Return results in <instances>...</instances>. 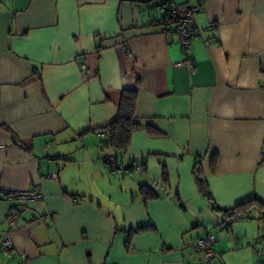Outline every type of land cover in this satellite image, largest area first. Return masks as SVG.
Segmentation results:
<instances>
[{
  "label": "crops",
  "instance_id": "crops-1",
  "mask_svg": "<svg viewBox=\"0 0 264 264\" xmlns=\"http://www.w3.org/2000/svg\"><path fill=\"white\" fill-rule=\"evenodd\" d=\"M171 1L202 5L193 72L150 2L0 0V186L42 193L0 264H202L208 231L210 264L264 261L259 210L227 225L193 171L221 209L264 201V0ZM123 89L137 91V128L115 152L106 126Z\"/></svg>",
  "mask_w": 264,
  "mask_h": 264
},
{
  "label": "built area",
  "instance_id": "built-area-1",
  "mask_svg": "<svg viewBox=\"0 0 264 264\" xmlns=\"http://www.w3.org/2000/svg\"><path fill=\"white\" fill-rule=\"evenodd\" d=\"M133 2H150L154 6V10L160 14L158 19L159 29L168 36H175L181 51L185 54L182 61H177L176 65H186L190 72L195 70V64L188 54L192 45V37L194 34V15L202 10V5H192L190 3H173L171 0H129ZM208 42V41H207ZM263 75L259 83V88L264 91V66L261 68ZM264 156V152L262 153ZM105 159L112 168L116 167L115 158L112 155H106ZM42 197L40 189L35 186L30 189H11L0 186V201L8 200L12 202V206L5 214V222L9 229L0 238V251L5 256L14 248L10 234V228L17 224L18 217L23 208L30 202L39 200ZM216 236L214 233L205 232L196 239L195 247L201 253L203 264H210L213 258L219 256L214 250ZM21 258L25 259L26 254H21Z\"/></svg>",
  "mask_w": 264,
  "mask_h": 264
},
{
  "label": "trees",
  "instance_id": "trees-1",
  "mask_svg": "<svg viewBox=\"0 0 264 264\" xmlns=\"http://www.w3.org/2000/svg\"><path fill=\"white\" fill-rule=\"evenodd\" d=\"M136 97V89H123L117 114L106 126L109 134L106 146L115 152H124L126 150L131 139V134L137 128V124L134 122ZM193 171L196 182L202 194L208 200L210 207L223 215L227 225L239 219L251 218L250 212L253 208L258 209L261 213V217L264 219V201L256 198L248 199L227 209L217 207L207 188L206 180L202 176L201 168L194 166ZM139 192L142 194L144 200L156 198L158 196L157 192L148 185H141L139 187ZM148 228H150V226H139L134 231H141ZM257 264H264V261L260 259V255L257 256Z\"/></svg>",
  "mask_w": 264,
  "mask_h": 264
}]
</instances>
